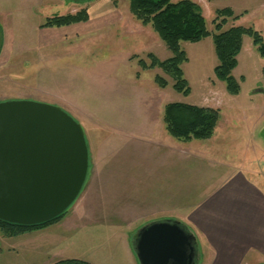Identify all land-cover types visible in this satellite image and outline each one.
Returning <instances> with one entry per match:
<instances>
[{"label": "rangeland", "instance_id": "obj_1", "mask_svg": "<svg viewBox=\"0 0 264 264\" xmlns=\"http://www.w3.org/2000/svg\"><path fill=\"white\" fill-rule=\"evenodd\" d=\"M93 1L0 0V102L30 100L59 106L72 114L85 133L91 166L89 179L77 200L58 221L69 220L75 204L81 208L86 203L96 207L101 193L108 192L100 179L102 167L107 165L109 169L117 163L119 156L116 155L120 150L149 148L146 140L165 139L168 133L163 113L169 103L217 110L219 121L214 135L224 145L221 158L233 163L247 162L255 171L264 172V58L256 51L251 38L243 37L237 66L232 71L240 86L235 96L227 93L224 83L215 78L217 58L211 37L198 43L181 42L180 48L187 57L181 69L189 88V94L184 95L173 89V80L160 69L140 66L139 60L149 65V54L164 61L172 53L150 26H143L134 19L129 12V1L98 0L108 4L107 11L101 12L109 14L107 20L112 22L104 25L100 13L92 16L88 12L95 5ZM191 1L201 8L209 32L215 30L216 12L229 8L237 20L227 19L222 31L236 26L251 28L264 41V0ZM80 11L87 13V21L65 27H43L48 19ZM156 76L166 80V88L156 85ZM152 132L154 135H150ZM131 135L137 137L136 140L130 141ZM126 154L120 155L121 159H127L125 162L133 159L134 154ZM110 195L104 202L100 201L98 210L101 216L103 204L108 214L104 219V232L91 226L100 224L96 218H91L97 209L89 213L82 211L89 220L74 235V242L70 240L66 244L70 254H61L60 247H54L41 264L65 260L98 264L102 262L100 247L106 255L114 248H121L127 254L130 251L126 242L128 233L138 231L160 216L158 213L139 217L140 213L132 212L135 216L131 219L119 216L114 219L110 210L119 204L108 202L114 198ZM144 205L138 206L144 208ZM123 207L121 211H125V207L130 209L131 205L127 203ZM82 214L71 226L82 224ZM33 231L15 236L0 231V264L1 261L2 264L18 262L23 257V249L33 255L31 243L26 242L28 247L22 248L24 244L19 240L20 236ZM129 261L130 256L124 257L122 263Z\"/></svg>", "mask_w": 264, "mask_h": 264}, {"label": "crops", "instance_id": "obj_2", "mask_svg": "<svg viewBox=\"0 0 264 264\" xmlns=\"http://www.w3.org/2000/svg\"><path fill=\"white\" fill-rule=\"evenodd\" d=\"M93 2L95 5L88 9L90 15L100 13L103 25L111 23L107 20L109 14L101 12L107 11L108 4L98 0ZM168 135L162 141L145 139L149 148L138 145L137 148L120 150L116 155L119 156L117 163L109 169L107 165L102 167L100 179L108 192L101 193L96 207L86 203L81 208L75 204L69 220H60L20 236V244H24L22 248L28 247L26 242L31 243L33 255L23 249V257L12 264H41L48 259L49 249L54 247H60L61 254H70L66 244L70 240L74 242V235L89 220L82 211L89 213V210L97 209L96 215L91 217L90 214V217L96 218L100 224L91 226H96L103 233L104 219L108 214L102 204L100 216L99 204L110 194L114 198L108 202L119 204L112 210L108 209L114 219L117 216L131 219L135 216V213L131 215L132 212L140 213L139 217L159 213L160 216L151 222L171 219L183 224L196 238L198 264H264V172L255 171L247 162L233 163L221 158L224 145L219 143L217 135L213 134L208 140L187 142L177 141ZM136 138L131 135L130 141ZM125 152L126 155L134 154L133 159L127 162L126 158L121 159L120 155ZM90 168L89 162L85 184ZM127 203L131 205L130 209H126ZM122 206L125 211L120 210ZM81 214L82 224L71 226L70 223L77 222ZM53 233L56 234L52 237ZM136 233L137 230L128 233L126 241L133 253L125 254L123 249L114 248L106 255L104 248L100 247L102 262L98 261V264H123V258L129 256L130 261L125 264H138L132 248V238Z\"/></svg>", "mask_w": 264, "mask_h": 264}, {"label": "water", "instance_id": "obj_3", "mask_svg": "<svg viewBox=\"0 0 264 264\" xmlns=\"http://www.w3.org/2000/svg\"><path fill=\"white\" fill-rule=\"evenodd\" d=\"M88 169L85 133L70 114L37 101L0 102V221L35 226L57 218L77 200ZM132 248L138 264L199 260L194 234L171 219L141 227Z\"/></svg>", "mask_w": 264, "mask_h": 264}, {"label": "trees", "instance_id": "obj_4", "mask_svg": "<svg viewBox=\"0 0 264 264\" xmlns=\"http://www.w3.org/2000/svg\"><path fill=\"white\" fill-rule=\"evenodd\" d=\"M130 14L143 26H150L172 56L160 61L154 55L149 54V65L139 60L143 69L158 68L170 77L174 84L173 89L184 95L189 94L186 80L183 78L181 65L187 61L186 54L180 48L181 42L198 43L207 37H211L217 64L214 67L215 78L224 83L227 93L238 95L239 83L234 79L232 71L237 66V56L241 50L242 39L248 36L258 54L264 58V41L261 36L251 28L240 26L231 27L222 31L226 20L232 17V10L225 8L216 12L214 32L207 30L201 8L191 0H128ZM212 1V0H206ZM88 15L80 11L74 15L57 16L48 19L43 27H65L72 24L85 22ZM156 85L164 89L167 82L161 76L154 79ZM219 121L217 110L207 107L186 105L181 103H169L164 107L163 123L167 133L177 141L187 142L191 140L210 139ZM66 211L51 220L35 226H19L0 221V231L7 236H15L26 231L36 230L57 222ZM57 264H89L79 260H65Z\"/></svg>", "mask_w": 264, "mask_h": 264}]
</instances>
